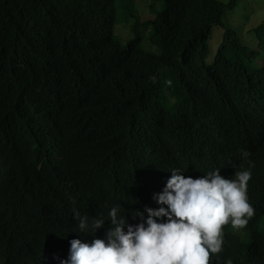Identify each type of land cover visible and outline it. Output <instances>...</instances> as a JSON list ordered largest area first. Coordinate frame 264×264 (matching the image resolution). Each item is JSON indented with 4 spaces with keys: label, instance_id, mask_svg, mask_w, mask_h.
Wrapping results in <instances>:
<instances>
[{
    "label": "trees",
    "instance_id": "1",
    "mask_svg": "<svg viewBox=\"0 0 264 264\" xmlns=\"http://www.w3.org/2000/svg\"><path fill=\"white\" fill-rule=\"evenodd\" d=\"M116 1L0 0V264H57L68 240L91 239L73 207L106 217L121 204L133 223L130 210L157 207L170 169L200 158L228 169L242 150L264 220V20L252 48L223 19L238 0H161L142 22L125 0L132 36L121 44ZM140 26L158 53L140 47ZM251 240L264 264V236Z\"/></svg>",
    "mask_w": 264,
    "mask_h": 264
},
{
    "label": "clouds",
    "instance_id": "2",
    "mask_svg": "<svg viewBox=\"0 0 264 264\" xmlns=\"http://www.w3.org/2000/svg\"><path fill=\"white\" fill-rule=\"evenodd\" d=\"M248 156L242 150L239 164L228 169L201 158L197 169H170L161 191L152 194L157 207L130 210L133 223L120 213L121 204L110 207L106 217L73 207L78 232L91 239L68 240L66 257L53 259L57 264H262L259 245L251 240L252 232L264 236V220H256L257 205L247 196L254 164ZM227 234L233 235L232 245Z\"/></svg>",
    "mask_w": 264,
    "mask_h": 264
},
{
    "label": "rangeland",
    "instance_id": "3",
    "mask_svg": "<svg viewBox=\"0 0 264 264\" xmlns=\"http://www.w3.org/2000/svg\"><path fill=\"white\" fill-rule=\"evenodd\" d=\"M227 1V0H220ZM125 0L116 1V23L114 24L113 34L116 39L124 44L131 36V24L133 18L124 19L121 3L124 4ZM131 4L134 8V17L136 16L139 22L151 19L156 12L161 10V0H132ZM223 19L232 26L241 39L249 47L255 48L254 32L252 28L264 19V0H238L234 8L227 10ZM150 31V27H149ZM148 28L140 26L138 33L141 37L140 47L148 52L158 53V48L152 44L147 38L149 35ZM223 29L221 27H214L211 30L210 38L208 40V54L206 62H210L221 40ZM258 63L259 58H257ZM259 64V63H258ZM165 96L170 99V96L165 93Z\"/></svg>",
    "mask_w": 264,
    "mask_h": 264
}]
</instances>
